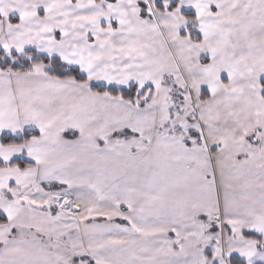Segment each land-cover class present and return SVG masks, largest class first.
Returning <instances> with one entry per match:
<instances>
[{
	"label": "snow or ice",
	"instance_id": "obj_1",
	"mask_svg": "<svg viewBox=\"0 0 264 264\" xmlns=\"http://www.w3.org/2000/svg\"><path fill=\"white\" fill-rule=\"evenodd\" d=\"M0 264H264V0H0Z\"/></svg>",
	"mask_w": 264,
	"mask_h": 264
},
{
	"label": "trees",
	"instance_id": "obj_2",
	"mask_svg": "<svg viewBox=\"0 0 264 264\" xmlns=\"http://www.w3.org/2000/svg\"><path fill=\"white\" fill-rule=\"evenodd\" d=\"M119 222V221H118Z\"/></svg>",
	"mask_w": 264,
	"mask_h": 264
}]
</instances>
